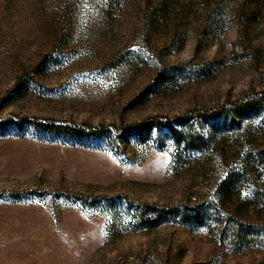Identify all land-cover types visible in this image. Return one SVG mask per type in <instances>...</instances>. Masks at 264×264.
I'll list each match as a JSON object with an SVG mask.
<instances>
[{"label":"rangeland","instance_id":"1","mask_svg":"<svg viewBox=\"0 0 264 264\" xmlns=\"http://www.w3.org/2000/svg\"><path fill=\"white\" fill-rule=\"evenodd\" d=\"M260 92L264 0H0V264H264Z\"/></svg>","mask_w":264,"mask_h":264},{"label":"trees","instance_id":"2","mask_svg":"<svg viewBox=\"0 0 264 264\" xmlns=\"http://www.w3.org/2000/svg\"><path fill=\"white\" fill-rule=\"evenodd\" d=\"M264 95V93L260 92V93H254V94H249L246 96H242L239 99L235 100L234 102H231L229 104H225V105H220L217 107H213L210 109H196L193 111H189L187 112L184 117H191V116H200V115H210V114H214L217 112H223V111H239L241 110L243 107L257 101L258 99H260L262 96ZM171 120V118H167V117H157V116H153V117H149L148 119L137 123L136 126H148V125H152V124H159V123H168ZM36 123H42V121L40 120H36ZM59 128H65L66 130H71V131H76L79 128L84 127V125L81 124H76V123H66L65 125H61L58 126ZM86 129L91 132V133H99L101 126H97V127H91V126H86ZM127 127H125L123 129L126 130Z\"/></svg>","mask_w":264,"mask_h":264}]
</instances>
